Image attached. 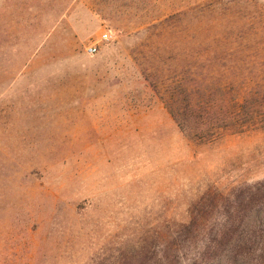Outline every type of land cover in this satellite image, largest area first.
I'll list each match as a JSON object with an SVG mask.
<instances>
[{
    "label": "rangeland",
    "instance_id": "374dc122",
    "mask_svg": "<svg viewBox=\"0 0 264 264\" xmlns=\"http://www.w3.org/2000/svg\"><path fill=\"white\" fill-rule=\"evenodd\" d=\"M222 65L264 77V0H0V264H113L263 180L264 129L188 139L162 104Z\"/></svg>",
    "mask_w": 264,
    "mask_h": 264
},
{
    "label": "trees",
    "instance_id": "16d2710c",
    "mask_svg": "<svg viewBox=\"0 0 264 264\" xmlns=\"http://www.w3.org/2000/svg\"><path fill=\"white\" fill-rule=\"evenodd\" d=\"M230 57V55H229ZM230 68V67H229ZM162 104L188 139L264 129V77L236 68L196 71L167 90ZM113 264H264V179L229 195H199L187 220L164 219Z\"/></svg>",
    "mask_w": 264,
    "mask_h": 264
},
{
    "label": "built area",
    "instance_id": "2783aa9c",
    "mask_svg": "<svg viewBox=\"0 0 264 264\" xmlns=\"http://www.w3.org/2000/svg\"><path fill=\"white\" fill-rule=\"evenodd\" d=\"M101 39L102 40H110L111 39V34L108 31L102 32L101 33ZM86 53L88 54H93L97 51V44L96 43H91L85 48Z\"/></svg>",
    "mask_w": 264,
    "mask_h": 264
}]
</instances>
